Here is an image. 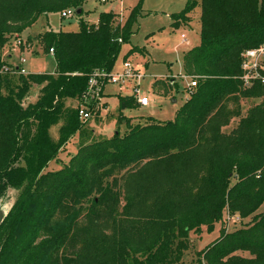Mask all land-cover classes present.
<instances>
[{
	"label": "trees",
	"instance_id": "obj_1",
	"mask_svg": "<svg viewBox=\"0 0 264 264\" xmlns=\"http://www.w3.org/2000/svg\"><path fill=\"white\" fill-rule=\"evenodd\" d=\"M85 2L0 0V48L41 17L83 15ZM197 7L201 43L184 54L183 69L198 83L175 120L134 125L122 115L126 132L112 138L85 129L69 102L85 104L91 78L114 71L140 6L125 21L102 12L97 23L81 19L78 31L45 32L54 73L15 77L18 67L0 60L11 69L0 71V200L20 191L0 223V264H180L189 232L213 231L226 210L254 223L223 233L201 251V264H264V84L245 87L240 78L243 52L264 45V0H188L174 26ZM36 87L38 99L27 103ZM153 88L170 93L164 80ZM252 98L262 102L224 132ZM120 103L139 106L133 96ZM75 136L78 152L50 169Z\"/></svg>",
	"mask_w": 264,
	"mask_h": 264
},
{
	"label": "rangeland",
	"instance_id": "obj_2",
	"mask_svg": "<svg viewBox=\"0 0 264 264\" xmlns=\"http://www.w3.org/2000/svg\"><path fill=\"white\" fill-rule=\"evenodd\" d=\"M187 2L188 0H143L141 4V0H108L106 3L99 0H86L82 6L83 15L77 14L70 19H63L60 16L62 12L52 13L48 17H41L21 34L7 36V41L0 48V60L2 64L13 68L11 71L20 65L21 58L27 60L24 64L27 74L11 72L15 77L18 74L28 76L40 72L54 73L56 62L53 55L46 53L45 43L42 40L45 32L50 29L56 32L78 31L81 19L88 24L96 23L102 12L113 11L119 15L120 20L125 21L132 11L140 6V17L134 26V34L130 43L123 46L114 71L118 72L122 69L124 60L133 63L135 68L145 75L140 82V90L141 95L150 98V105L148 107L132 105L131 108L122 109L120 97L132 96L133 87L109 84L104 87L97 110L92 112V117L88 121H83L85 129L92 130L94 136L98 138L106 139L112 138L118 130L122 134L126 132V126L119 121L122 115L132 118L134 125L145 124L150 117L157 122L174 121L178 110L189 98L188 91L193 88L191 78L185 76L184 73L183 56L201 43V10L199 7L189 14L187 20L179 22V27L174 26L173 16L181 13L186 8ZM18 41L22 44L17 45ZM127 52L129 55L124 59ZM9 54L12 56L8 57ZM160 80H164L165 86L169 87L168 95H162L161 90L153 88V84ZM105 89L106 94H104ZM34 92H39V88L36 87ZM106 95L108 99L105 98ZM107 100L108 108L107 104H104ZM26 102L29 103V100L27 99ZM261 102L262 99H243L241 116L234 118L230 125L223 129L224 132L229 133L234 129L240 119L247 117L250 109ZM80 104L81 102L77 101L69 102L72 108H77ZM51 136L58 141L59 126L52 128ZM78 148L79 140L78 136H75L60 151L58 159L52 162L51 168L59 170L78 152ZM235 181L232 179L231 183ZM19 193V190L11 188L0 200L2 218L9 211ZM263 211L264 204L257 213ZM230 214L226 210L222 221L215 225L213 231H208L204 226L199 231L189 232L186 240L189 250L184 252L180 264H201V251L219 239L223 233L247 228L254 223V216L244 218L239 214ZM233 215L240 217V220L232 219ZM104 232L110 233V229H105Z\"/></svg>",
	"mask_w": 264,
	"mask_h": 264
},
{
	"label": "built area",
	"instance_id": "obj_3",
	"mask_svg": "<svg viewBox=\"0 0 264 264\" xmlns=\"http://www.w3.org/2000/svg\"><path fill=\"white\" fill-rule=\"evenodd\" d=\"M100 2L106 3L108 0H99ZM77 15L75 9H67L61 13V17L65 19H70L73 16ZM184 37V35H183ZM22 44L21 41L17 42V45ZM27 63L25 58L20 59V65L18 70L20 74H27L24 64ZM242 75L241 80L244 83L245 87H251L256 81H260L264 84V45H261L258 48L248 49L242 54ZM11 70L9 67H2L1 72ZM145 75L142 74L134 64L126 60L123 62V67L120 71H113L111 74L106 75L97 74L95 77H92L89 82V90L85 95L86 103H81L79 108V116L82 121H88L92 117L91 108L89 104L92 100L99 101V98L102 97L104 87L109 84L117 85L119 87L131 85L133 87L132 96L136 99L140 107H148L150 105V98L145 95H141L140 82L143 80ZM109 78L107 82L100 81L101 78ZM198 81L192 80V86H197ZM105 84V85H104ZM104 85V86H103ZM231 215V214H230ZM228 215V217H230ZM235 220H240V217L234 216L231 217Z\"/></svg>",
	"mask_w": 264,
	"mask_h": 264
},
{
	"label": "crops",
	"instance_id": "obj_4",
	"mask_svg": "<svg viewBox=\"0 0 264 264\" xmlns=\"http://www.w3.org/2000/svg\"><path fill=\"white\" fill-rule=\"evenodd\" d=\"M97 23V22H96ZM68 31V30H67ZM12 55H8V57H11ZM27 71V70H26ZM41 73V72H40ZM34 74V73H33ZM36 74H38V73H36ZM105 93L104 94H106V89H105V91H104ZM38 95H39V92H33L32 93V96L31 97H29L28 98V100H29V103H35L36 102V100L38 99ZM106 99H108V97H107V95H106V97H105ZM104 104H107L106 105V107L108 106L109 107V103H108V100L106 101V102H104ZM107 107V108H108ZM51 164H52V162L50 163V165H49V168L50 169H53V168H51Z\"/></svg>",
	"mask_w": 264,
	"mask_h": 264
},
{
	"label": "water",
	"instance_id": "obj_5",
	"mask_svg": "<svg viewBox=\"0 0 264 264\" xmlns=\"http://www.w3.org/2000/svg\"><path fill=\"white\" fill-rule=\"evenodd\" d=\"M76 12H77L78 15H81L82 10L81 9H78ZM122 109H125V106L124 105L122 106ZM1 220H2V216L0 215V223H1Z\"/></svg>",
	"mask_w": 264,
	"mask_h": 264
}]
</instances>
